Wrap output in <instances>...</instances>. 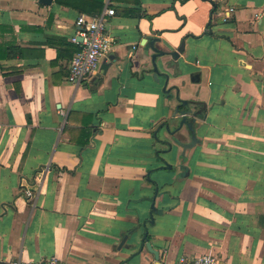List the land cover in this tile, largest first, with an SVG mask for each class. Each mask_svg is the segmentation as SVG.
Here are the masks:
<instances>
[{"label": "crops", "instance_id": "obj_1", "mask_svg": "<svg viewBox=\"0 0 264 264\" xmlns=\"http://www.w3.org/2000/svg\"><path fill=\"white\" fill-rule=\"evenodd\" d=\"M107 5L0 0V264H156L146 233L163 264H264V0H110L113 48L73 85Z\"/></svg>", "mask_w": 264, "mask_h": 264}, {"label": "built area", "instance_id": "obj_2", "mask_svg": "<svg viewBox=\"0 0 264 264\" xmlns=\"http://www.w3.org/2000/svg\"><path fill=\"white\" fill-rule=\"evenodd\" d=\"M235 8H229L224 13V21L227 22L231 17ZM116 15V10L110 7V0L104 11L96 16L88 17L81 15L78 18L77 24L80 31L72 38L76 44H80L81 50L72 61L70 74L68 80L73 85H80L84 80L96 74L101 66L104 58L112 50L114 40L110 34L107 33V24L110 17ZM186 116V114H182ZM41 182V180H38ZM24 196L32 200L34 198V191L31 189L24 190ZM4 264H64L62 260L57 257H52L45 260H23L15 259ZM172 264H234L218 258L212 254H206L194 257H181Z\"/></svg>", "mask_w": 264, "mask_h": 264}, {"label": "water", "instance_id": "obj_3", "mask_svg": "<svg viewBox=\"0 0 264 264\" xmlns=\"http://www.w3.org/2000/svg\"><path fill=\"white\" fill-rule=\"evenodd\" d=\"M52 1L53 0H40L41 3L47 4V5H50L52 3ZM151 45L154 46L153 42H151ZM184 50H185V42H183L182 45L180 46V48L176 52H173L172 55L174 57H176V58H179L180 53H183ZM155 52H156V54L153 56V60H154V64H155L156 73L158 74V68H157V65H156V61H157L159 56H163V55H165V53L160 51V50H158V49H155ZM167 85H168V83H166V85H165V90L167 89ZM178 98H179V96H178ZM181 101H182V103L187 104L186 101H183V100H181ZM182 114H186V116H183V120H182V123H181L180 127L182 128L183 126L186 125L188 130L191 131L193 140H195L196 139V134H195L194 124L189 121L188 112H182ZM193 146H194L193 144L192 145L190 144L188 146H185V148L189 149V148H192ZM169 168H170V166H169ZM126 237H128V235ZM143 243L147 247L149 252L151 254H153L154 257L156 258V264H163L162 261H161L162 256L160 254V251L153 247L152 243L150 242V240L148 238V233L145 234V236L143 238Z\"/></svg>", "mask_w": 264, "mask_h": 264}, {"label": "trees", "instance_id": "obj_4", "mask_svg": "<svg viewBox=\"0 0 264 264\" xmlns=\"http://www.w3.org/2000/svg\"><path fill=\"white\" fill-rule=\"evenodd\" d=\"M203 109L205 110V107H203ZM203 109H202V111H203ZM205 112V111H204Z\"/></svg>", "mask_w": 264, "mask_h": 264}]
</instances>
